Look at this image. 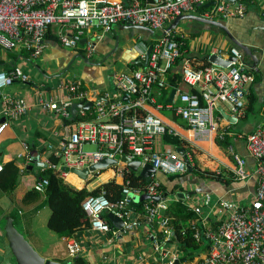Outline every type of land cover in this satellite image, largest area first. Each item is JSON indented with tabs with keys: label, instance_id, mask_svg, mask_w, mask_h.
<instances>
[{
	"label": "built area",
	"instance_id": "1",
	"mask_svg": "<svg viewBox=\"0 0 264 264\" xmlns=\"http://www.w3.org/2000/svg\"><path fill=\"white\" fill-rule=\"evenodd\" d=\"M263 0H0V49H21L32 58L41 55L45 47L46 34L55 28L57 40L64 49L77 50L78 39L85 37L91 29L110 32L115 25L146 26L154 31H161V38L154 40L152 50L146 60L141 58L142 65L131 68L129 73H114L113 93L93 97L95 93L82 87L80 82L63 83L61 98H40L39 106L54 116L68 120L71 108L75 104L92 103L91 110L76 111L77 123L67 127L68 132L59 137V163H48V168L65 179L62 168L87 169L104 158L114 159L125 156L130 161L140 163L139 170L149 164L155 173L149 177L148 185L141 189H131L125 185L122 197L111 203L104 193L89 196L82 201L81 208L89 219V227L101 233L111 232L114 236L132 235L139 226V218H134L132 205L134 198L143 195L142 210L144 219L150 225L156 224L161 230L160 238L152 237V247L158 252L164 263L176 264L178 257L162 248L163 243L177 244L173 241V227L162 214L168 205L160 191L157 172L172 176L185 174L189 161L192 168L194 157L192 151L184 155L175 149L168 148L159 152L155 140L166 136L168 130L163 121L144 110L149 105L156 110L170 108L175 115L186 122L188 127L197 132H215L214 105L217 102L227 104L235 116L243 114L247 86L252 76L244 56L239 49L229 50L213 48L209 54L234 61L226 67L204 64L194 69L186 59L180 70L184 84L199 88L197 92H180L176 101L167 106L160 104L152 94L154 86L168 90L167 74L181 57V51L170 32L169 26L177 17L195 15L208 20L226 22L230 19H242L247 7L260 4ZM213 2L207 8L204 6ZM202 8L204 10H202ZM201 14H196L199 11ZM77 38V39H75ZM93 47L88 43L86 55ZM145 62V64H143ZM29 84L27 75L19 69L0 72V135L12 121L18 120L28 110L20 100H14L5 93V89L14 83ZM202 98L204 105L200 102ZM73 126V128H72ZM222 139L223 134H218ZM249 156L257 161V192L252 201L239 205L228 200L212 201L210 195L203 196L201 205L192 208L195 215L202 217V206L216 217L215 229L206 227V219L200 222L189 220L184 228L192 233L193 239L200 243L203 238L209 244L208 253L202 255L196 264H264V126H259L246 140ZM86 145L95 147L92 152L84 150ZM52 149V146H48ZM234 175L238 180L247 178L245 160L233 154ZM121 163H116V168ZM2 167L0 166V172ZM121 171V170H119ZM135 173V174H136ZM138 176V175H137ZM48 180L41 178L35 181L33 189L44 193ZM154 197L159 201L155 202ZM112 214L121 219V229H112L103 218ZM198 223L200 226H198ZM178 245V244H177ZM179 246V245H178ZM68 257L73 260L80 253L77 243L67 241ZM171 256V260L163 258Z\"/></svg>",
	"mask_w": 264,
	"mask_h": 264
},
{
	"label": "crops",
	"instance_id": "2",
	"mask_svg": "<svg viewBox=\"0 0 264 264\" xmlns=\"http://www.w3.org/2000/svg\"><path fill=\"white\" fill-rule=\"evenodd\" d=\"M226 24L228 28H231V33L234 37L246 45L256 58L255 66H253L254 62L252 59L244 57L245 63L249 67L252 81L247 86L248 92L245 98L243 114L235 116L227 104L217 102L214 105L216 131H206L202 134L188 128L186 122L177 117L170 108L164 107L156 110L149 105H145L144 110L156 115L163 121L168 130L169 138L180 142L185 150L192 151L195 166L199 170H209L222 174L227 172L234 173L232 158L233 154H238L245 160L247 178L244 180L235 179L230 185L224 186L218 182L199 178L189 172L182 177L173 179V181L168 179V175L157 172V179L160 185L165 188L162 193L168 205L167 210L162 211V214L168 218L170 224L174 220L184 223L186 220L181 217L183 215L181 208H186V214L192 213L194 220L199 218L198 221L200 222V219L205 217L206 227L215 229L217 226L216 217L209 212L207 207L202 206V217L190 211L192 208L201 205L204 195H210L213 202L223 199L242 206L252 201L257 192V175L255 173L257 161L247 153L245 140L247 135L254 129L264 126V0L260 4L256 3L247 7L244 18L230 19ZM190 26L189 22L184 24V26L179 23L175 29L174 35L187 41V52L185 56L181 52V57L167 74L168 82L170 76L180 75L185 59L190 62L194 69H198L197 67L204 65V57L210 53L209 48L229 50L233 47L229 40L219 32H205L202 36L193 37L191 35H197L198 33L191 32ZM55 31L56 29L52 28L46 34V45L39 57L32 58L29 55L33 62L29 58V60L22 58L21 49H0V72L19 69L30 80L29 84L16 82L5 89L7 95L14 100L22 101L28 110L18 120L12 121L0 135V166L4 167V165L12 162L19 170L18 183L10 193H3L2 184L7 178L0 175V234L4 237V213L14 212L15 225L18 231L22 230L25 233L30 232L34 235L37 233L43 234V241L39 243L38 247L40 249L38 248V250L42 252L44 251L42 247L48 246V252L41 253V256L46 260L72 264L66 247L67 241L72 239L80 249L78 256L83 258L86 264H162L164 262L160 254L154 251L152 247V237L160 238L161 230L156 224L150 225L147 223L144 219L143 210L137 211L134 205H132L131 216L139 218L140 223L132 235L121 234L114 236L111 232L101 233L94 231L89 226H86L83 219L80 218L78 220L79 229L70 238H60L50 231L46 225L50 215V210L46 204L48 198L40 195L37 202L28 203L24 201L26 193L33 191L34 183L40 178V173L48 168V163H52L49 156L59 158L57 149L59 137L68 132L67 127L70 125L67 124L73 125L77 123L76 111L84 106L75 104L80 107L76 108L75 112L72 113L73 105L70 111V118L65 120L43 110L38 104L40 98L45 100L61 98L64 92L59 86L63 83L76 81L80 82L83 88L95 93V96L92 95L93 97H101L105 93H113L112 75L114 73H129L134 63H140L143 58H146L149 46L154 43L156 37L161 35L159 30H156L157 33L152 30L157 35L155 36L145 29L132 28L131 25L127 24H118L110 32H104L96 28L91 29L81 39H86V43H79L77 50H68L60 45L54 34ZM196 41H200V44ZM88 43L93 47L90 55L85 53ZM212 43L217 45L209 46ZM6 51L12 52V56H6L4 54ZM18 53L19 55H17ZM79 55L87 58L89 63L87 64L83 61ZM187 56L192 57V59L186 58ZM11 63L12 68L10 66ZM67 68H87V70H84L81 77L70 78L67 76L69 70ZM54 78H59L60 80L57 79V83L51 89L50 80ZM172 90L175 91L172 101H176L180 92H190L192 88L184 83L174 88L169 83L168 90L154 86L152 94L160 104L167 106L171 99ZM193 90L200 93L199 88H193ZM165 92L166 95L164 96L166 97L162 100ZM166 100L167 104L165 103ZM87 103H90L91 106L86 110L83 109L84 111L92 108V103ZM221 111L226 113L229 118H224ZM47 117L51 118L49 127L45 126L46 122L45 124L42 123V120L44 118L47 119ZM44 131H47V133ZM218 134H223L228 142V146L225 149L218 147L215 143ZM49 145L52 146V149L48 148ZM85 147L87 152L95 150V147L91 145H86ZM155 148L159 152H163L168 148L177 151L174 145L165 142V136L156 138ZM40 164H42V167ZM119 172L118 167L113 166L102 171L89 172L85 180L80 179L71 172H67L64 180L79 190L85 188L91 191L101 184L114 179L117 183L122 184V177ZM135 175H138V173ZM69 176H75L76 178H73L76 181L71 178L68 181ZM77 179L78 181L80 180L79 183H77ZM52 192H57L55 185ZM179 194H184V198H180ZM75 199L79 203L82 197L76 196ZM180 211L182 214H178ZM39 216H42L43 224L47 228H38ZM180 218L183 220H180ZM112 229L117 228L112 227ZM3 241L6 245V252L4 254L5 259L0 256V264H10L12 254L5 237ZM171 244L163 243L161 246L167 250ZM171 254L172 257L175 255L178 257L176 264H188L184 257L174 252ZM202 255L204 253L194 259V263L191 264H196ZM163 260L169 261L171 256H167Z\"/></svg>",
	"mask_w": 264,
	"mask_h": 264
},
{
	"label": "trees",
	"instance_id": "3",
	"mask_svg": "<svg viewBox=\"0 0 264 264\" xmlns=\"http://www.w3.org/2000/svg\"><path fill=\"white\" fill-rule=\"evenodd\" d=\"M202 10L204 9L202 8ZM172 39L176 41V43L180 48V51L182 52V55L185 56L187 52V41L183 40L181 37L177 35H173ZM21 53L27 54L25 51H21ZM186 58L192 59V57L190 56H187ZM204 64H208L206 56L204 57ZM140 65H142L141 62L140 63L136 62L134 63L132 68H137ZM10 66L12 68V63L10 64ZM11 70L13 69H10L9 71ZM169 83L175 88L184 82L182 80L181 75L179 76L172 75L169 77ZM192 91L195 92L194 90ZM164 95H166V92L163 94L162 100H164L165 99L164 97H166ZM200 102L202 105H204V102L201 97H200ZM165 103L167 104V100L165 101ZM165 142L174 145L175 148H183L180 142L169 138L168 135L165 136ZM215 143L218 147L222 149H225L228 146V142L226 141V138L223 137L222 139H219L218 135L216 136ZM184 153H187V150H185ZM49 159L53 164H57L59 161V158L54 156H49ZM191 173L195 174L199 178L206 179L207 181L210 180V181L218 182L224 186L230 185L236 179L234 173L227 172L226 174H222L219 172H212L209 170H199L195 165L192 167ZM186 174H188V171H186L185 174L169 176L168 179L170 181H173V179L182 177L183 175ZM0 175L6 176L7 178V180H4L2 184L3 193L12 192L19 180V170L11 162L4 165V167H2V171L0 172ZM119 175L122 177V184L117 183V181L114 179L101 184L100 186H98L97 188L91 191H88L85 188L79 190L69 185L68 183L65 182V180L62 177L59 176V174L53 172L50 169H45L44 171H42L39 175L40 177L39 179L46 178L48 180V186L46 187V190L43 195L44 197L48 198V202H46V204L50 210V215L46 223L48 229L53 233H55L60 238L63 237L70 238L71 235L79 229L80 224H78V220L80 218L83 219V222H85L86 226H89V219L81 208L83 199H86L89 196H95L104 193L111 203H116L119 200H121L122 197L121 192L124 185L131 189H136V188L143 189L148 185V182L146 181L145 178L135 175V172H132L129 168H125L124 170H121L119 172ZM77 183H79V181ZM54 185L57 187V192L55 193L52 192ZM159 189L162 192H164L165 190V188L162 185H160ZM76 196L82 197L79 203L75 199ZM39 197H40V193L36 192L33 189L32 192L26 193V195L24 196V201H27L28 203L37 202ZM143 203L144 200H140V198L137 197L134 198L133 205L136 206L137 211L139 212L142 211ZM181 210L183 211V215L181 217L186 221L195 219L192 213L186 214L187 212L186 208H181ZM173 212L175 211L173 210ZM178 214H182V212L180 211L178 212ZM4 215L5 217L11 216L14 219L13 223L15 226L16 218L14 212H6L4 213ZM104 219L109 224V226L113 227L107 216H104ZM183 219L180 218V220ZM185 222L180 223L178 222V220H174L170 224L173 227L172 238L173 241H176V243L187 252V256L185 257V259L192 260L195 258L194 254L195 253L198 254V251H201L204 254L208 253L209 244L203 238L201 239L200 243H197L193 239L192 233L188 232L186 228H184ZM198 226H200L199 223ZM72 264H86V262L83 258L77 256L72 260Z\"/></svg>",
	"mask_w": 264,
	"mask_h": 264
},
{
	"label": "water",
	"instance_id": "4",
	"mask_svg": "<svg viewBox=\"0 0 264 264\" xmlns=\"http://www.w3.org/2000/svg\"><path fill=\"white\" fill-rule=\"evenodd\" d=\"M213 2H210L208 4H206L204 6V8L209 7L210 5H212ZM182 19H190V20H194L197 21L199 23H203L212 27L217 28L218 30H220L225 36L226 38L229 40V42L236 47L237 49H239V51L241 52V54L244 57H250L252 59V61L254 62L253 66H255V62H256V58L255 56L252 54V51L244 44H242L238 39H236L234 37V35L230 32L227 24L219 22V21H212V20H208V19H204L202 17L199 16H195V15H185V16H180L177 17L167 28V32H170L172 34H175V29L176 27L179 25V23L182 21ZM132 28H137V29H145L147 31H149L151 34H154L155 36H157L152 29L146 27V26H131ZM220 32V34H222ZM165 35V34H164ZM164 35H160L158 37H156V39L163 37ZM77 39V38H75ZM78 42L80 44L82 43H86L87 40L86 39H78ZM152 50V46H149L147 54H146V60L150 54ZM79 57L85 61L87 64L89 63L87 58H84V56L79 55ZM207 62L208 64H214L217 66H221V67H226L230 64V62L234 61L233 57H229L226 60L220 57H217L214 54H208L206 56ZM72 64V63H71ZM145 64V62H144ZM69 69V68H67ZM175 91L172 90L171 92V96H170V100L169 103L172 102V99L174 97ZM91 106L90 103H86L83 106V109L86 110ZM80 106H76L74 105L72 108V113L75 112V109L78 108ZM221 114L224 116V118H229L228 115L224 112L221 111ZM177 152L181 155H184V149L183 148H177ZM120 159L121 163L125 164L127 166V168H129L132 172H138L139 170V166L140 163L138 161H130L127 157L123 156L121 158H119L118 155H116L114 157V159H107L104 158L103 160L99 161L98 163L91 165L89 167V169H83V170H76V169H71V170H67L66 168H62V170L66 173V172H71L72 174L77 175L80 179L85 180L87 175L89 174V172H98V171H102L105 170L107 168H111L113 166H116L117 161ZM186 164H187V171L189 173L192 172V168L189 166V161L185 158ZM40 166L42 167V164H40ZM155 173V169L147 164L144 167H142L140 169V172L138 173V176L143 177L146 179L147 182H149V177L151 174ZM180 198H184V194H179ZM141 200H146L148 199L147 196L143 195L140 197ZM153 200L155 202L159 201L158 197H154ZM107 218L109 219V221L111 222L112 226L114 228L117 229H121L123 226V222L121 219L117 218L116 216L112 215V214H107L106 215ZM4 230V237L5 240L8 244V248L15 260L16 264H63L60 262H56L53 260H46L45 258H43L42 256H40L38 254V252H36L33 247L28 243V241L24 238V236L16 229V227L14 226L13 223V218L11 216H6L5 217V224L3 227ZM177 263V262H176ZM69 264V263H66Z\"/></svg>",
	"mask_w": 264,
	"mask_h": 264
},
{
	"label": "rangeland",
	"instance_id": "5",
	"mask_svg": "<svg viewBox=\"0 0 264 264\" xmlns=\"http://www.w3.org/2000/svg\"><path fill=\"white\" fill-rule=\"evenodd\" d=\"M195 13L196 14H201V12L200 11H195ZM190 23V30H191V32H193V33H198L197 35H191V36H193V37H199V35L200 36H202V34L203 33H205V32H207V33H210V32H221L220 30H218L217 28H215V27H212V26H209V25H206V24H203V23H199V22H197V21H194V20H190V19H182V22H180V25L181 26H184V24H187V23ZM227 22V21H226ZM226 22H223V23H225L226 24ZM229 30H230V32H231V28H229ZM156 33H157V31H156ZM222 33V32H221ZM222 35L224 36V37H226L223 33H222ZM196 42H198V44H200V41H196ZM215 45H217L216 43H212V44H210L209 46H215ZM213 49V47L212 48H209V51L211 52V50ZM22 51V50H21ZM208 51V52H209ZM27 53V52H26ZM6 56H12V52H5L4 53ZM28 54V53H27ZM27 54H25V53H21V56H22V58H25V59H28L29 58V54L27 55ZM17 55H19V53L17 54ZM30 60H31V58H29ZM28 59V60H29ZM21 60H23V59H21ZM31 62H33V60H31ZM84 70H87V68H69V70H68V72H67V76H69L70 78H78V77H81L82 75H83V73H84ZM57 79H59V78H54V79H51L50 80V88L51 89H53L52 87H54V85L57 83L56 82V80ZM60 80V79H59ZM50 120H51V118H49V117H47V119L46 118H44L42 121V123L43 124H45V122H46V124H45V126H50L51 125V122H50ZM44 132H46L47 133V131H44ZM51 133V132H50ZM42 135H45V134H42ZM50 136V135H49ZM84 150L86 151L87 149H86V147H84ZM125 168H127V166L125 165V164H123V163H120L119 165H118V170H124ZM71 179H73V180H75L73 177H71ZM76 181V180H75ZM40 195H44V193H40ZM42 216H39V218H38V228H47L46 226H45V224H43V220H42V218H41ZM15 227H16V225H15ZM45 230H47V229H45ZM19 232L24 236V238L28 241V243L33 247V249L36 251V252H38V254L41 256V253H45V252H48V246H44V247H42L43 249H44V251H40L39 252V250H38V245H39V243H41L42 241H43V234L42 233H37L36 235H34V234H31L30 232H27V233H25V232H23L22 230H19ZM3 239H4V237L0 234V256L1 257H3L4 259H5V257H4V254H5V252H6V245H5V243H4V241H3ZM40 249V248H39ZM167 250L170 252V253H176L177 255H179V256H182V257H186L187 256V252L184 250V249H182L180 246H178L177 244H171L168 248H167ZM68 252V251H67ZM201 251H198V254L197 253H195L194 254V259H196L199 255H201ZM194 259H192V260H187V262H188V264H191V263H194L193 261H194ZM4 264V263H3ZM10 264H15V262H14V258H12V255H11V258H10Z\"/></svg>",
	"mask_w": 264,
	"mask_h": 264
},
{
	"label": "bare ground",
	"instance_id": "6",
	"mask_svg": "<svg viewBox=\"0 0 264 264\" xmlns=\"http://www.w3.org/2000/svg\"><path fill=\"white\" fill-rule=\"evenodd\" d=\"M71 177L76 178L75 176H69L67 180L69 181V179H70ZM77 181H78V179H77ZM79 181H80V180H79Z\"/></svg>",
	"mask_w": 264,
	"mask_h": 264
}]
</instances>
